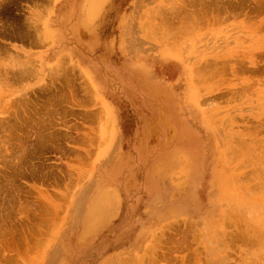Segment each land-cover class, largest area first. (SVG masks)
I'll return each instance as SVG.
<instances>
[{
  "label": "rangeland",
  "instance_id": "obj_1",
  "mask_svg": "<svg viewBox=\"0 0 264 264\" xmlns=\"http://www.w3.org/2000/svg\"><path fill=\"white\" fill-rule=\"evenodd\" d=\"M0 264H264V0H0Z\"/></svg>",
  "mask_w": 264,
  "mask_h": 264
}]
</instances>
